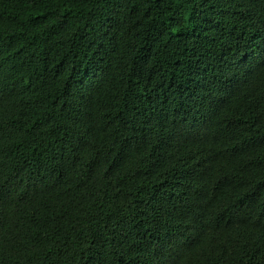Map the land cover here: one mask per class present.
<instances>
[{"label":"trees","instance_id":"16d2710c","mask_svg":"<svg viewBox=\"0 0 264 264\" xmlns=\"http://www.w3.org/2000/svg\"><path fill=\"white\" fill-rule=\"evenodd\" d=\"M0 264H264V0H0Z\"/></svg>","mask_w":264,"mask_h":264}]
</instances>
